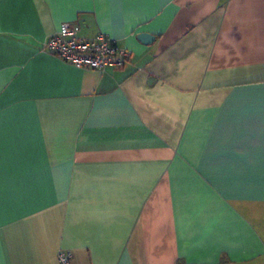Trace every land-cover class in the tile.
Here are the masks:
<instances>
[{
    "label": "crops",
    "instance_id": "crops-1",
    "mask_svg": "<svg viewBox=\"0 0 264 264\" xmlns=\"http://www.w3.org/2000/svg\"><path fill=\"white\" fill-rule=\"evenodd\" d=\"M63 21L129 59L44 51ZM60 250L264 264V0H0V264Z\"/></svg>",
    "mask_w": 264,
    "mask_h": 264
},
{
    "label": "built area",
    "instance_id": "built-area-1",
    "mask_svg": "<svg viewBox=\"0 0 264 264\" xmlns=\"http://www.w3.org/2000/svg\"><path fill=\"white\" fill-rule=\"evenodd\" d=\"M79 32L78 23L63 21L44 41L42 48L74 67L99 71L112 67L121 68L129 59V50L120 47L108 34L98 32L94 37L85 38ZM57 255L59 264H72V254L69 250H60Z\"/></svg>",
    "mask_w": 264,
    "mask_h": 264
},
{
    "label": "water",
    "instance_id": "water-1",
    "mask_svg": "<svg viewBox=\"0 0 264 264\" xmlns=\"http://www.w3.org/2000/svg\"><path fill=\"white\" fill-rule=\"evenodd\" d=\"M137 38L142 42V43H145V44H148L153 38H154V35L149 33V32H139L137 34Z\"/></svg>",
    "mask_w": 264,
    "mask_h": 264
}]
</instances>
